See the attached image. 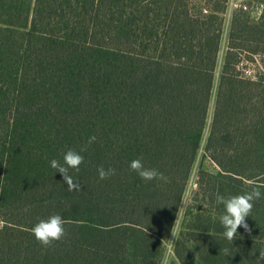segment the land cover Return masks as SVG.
Returning a JSON list of instances; mask_svg holds the SVG:
<instances>
[{
  "label": "trees",
  "instance_id": "obj_1",
  "mask_svg": "<svg viewBox=\"0 0 264 264\" xmlns=\"http://www.w3.org/2000/svg\"><path fill=\"white\" fill-rule=\"evenodd\" d=\"M228 3L0 0V264H161L201 149L216 170L198 171L179 264H264V70L240 69L245 52L264 67V0L232 15L217 77ZM69 149L79 191L50 165ZM254 186L251 231L230 242L216 196ZM54 214L67 235L44 248L32 228Z\"/></svg>",
  "mask_w": 264,
  "mask_h": 264
},
{
  "label": "clouds",
  "instance_id": "obj_2",
  "mask_svg": "<svg viewBox=\"0 0 264 264\" xmlns=\"http://www.w3.org/2000/svg\"><path fill=\"white\" fill-rule=\"evenodd\" d=\"M96 137L89 138L88 143H94ZM86 149H81L85 151ZM64 163L60 164L59 161L53 159L50 161L52 168L56 169L63 175V180L68 185V191H79L82 186L79 181H75L70 174V169L79 171L80 165L84 162V157L75 150L69 149L64 155ZM130 169L135 172L141 179L146 182L153 180L162 181L164 183L169 182V178L155 168H146L143 164L142 158H137L130 161ZM99 178L101 180L108 179L116 175V170L109 167L105 169L103 166L98 168ZM261 197L259 186L252 187L250 192L241 195L231 196L226 198L222 195L216 196V203L223 204L225 207L224 214L220 217L221 224L223 225L225 232L223 235L228 241H233L237 238L238 229L243 227L246 231H251L246 218L251 216V211L254 207V202ZM186 203V202H185ZM32 234L35 239L40 242L42 247L48 248L53 245L54 242L62 241L66 235L65 220L59 214L49 216L47 219H41L32 228ZM172 236H175V231H172ZM227 253V250H224ZM259 259L264 260V251L260 252Z\"/></svg>",
  "mask_w": 264,
  "mask_h": 264
},
{
  "label": "rangeland",
  "instance_id": "obj_3",
  "mask_svg": "<svg viewBox=\"0 0 264 264\" xmlns=\"http://www.w3.org/2000/svg\"><path fill=\"white\" fill-rule=\"evenodd\" d=\"M240 9L249 12L253 18L257 19L262 13L263 6L259 3V0H229L227 10L224 14L225 24L222 40V49L220 52V61L217 69V77H219L221 74L224 57L228 49V36L232 15L236 10ZM242 56L243 63L241 64L240 69L245 75L253 76L258 72L264 70V67L262 66L261 57L259 55L245 52ZM200 168L206 169L210 172H214L216 170V165L204 156L203 149H201L200 154L197 158L195 167L192 172V177L187 192L185 194L183 205L176 221L175 236H172L171 240L168 242L165 257L161 264H171L172 262L179 264L178 259L174 253V244L176 242V237L182 227L183 221L186 217V213L190 209L193 193L198 189V171Z\"/></svg>",
  "mask_w": 264,
  "mask_h": 264
}]
</instances>
